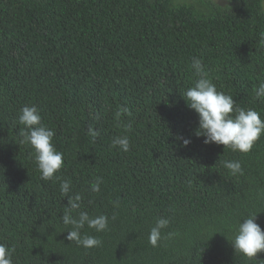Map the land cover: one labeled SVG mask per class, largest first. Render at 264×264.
I'll return each instance as SVG.
<instances>
[{"label":"trees","instance_id":"16d2710c","mask_svg":"<svg viewBox=\"0 0 264 264\" xmlns=\"http://www.w3.org/2000/svg\"><path fill=\"white\" fill-rule=\"evenodd\" d=\"M197 2L0 0V244L14 249L12 264H264V251L249 259L231 244L251 216L264 230V134L247 153L205 144L181 95L198 79L191 63L199 58L234 109L264 120L255 96L264 0ZM24 106L38 109L63 153L48 181L21 143ZM121 107L131 114L117 119ZM119 136L127 152L113 146ZM226 161H239L242 173ZM63 180L70 196L81 195L74 217H108L102 232L81 230L98 247L66 239ZM160 218L169 224L153 247Z\"/></svg>","mask_w":264,"mask_h":264},{"label":"clouds","instance_id":"9594fccd","mask_svg":"<svg viewBox=\"0 0 264 264\" xmlns=\"http://www.w3.org/2000/svg\"><path fill=\"white\" fill-rule=\"evenodd\" d=\"M264 42V37H262ZM191 67L198 79L193 87L188 88L181 95L187 106L198 114V127L195 130L197 136L204 137V143H215L228 147L232 151L247 153L252 149L255 141L264 134V120L260 113L254 109L235 108V101L231 95L217 91L216 86L208 77L205 68L199 58H193ZM258 99L264 98V81L260 82L255 89ZM235 111V115L232 113ZM130 115L126 107H121L115 116L119 119L122 115ZM19 123L24 126L21 131V143L29 144L34 150V159L41 179L48 181L57 173L64 161L63 153L56 150L52 139L54 131L41 123V116L35 106H24L20 110ZM89 134L96 137L98 132L89 127ZM183 144L187 146L190 139L182 138ZM114 147L118 146L122 151L129 150V139L127 136H119L113 139ZM224 166L230 170L232 175L242 173L239 161H226ZM57 179H59L57 177ZM100 179L92 185V191H99ZM61 194L68 198L69 209L65 211L62 221L65 226H71L67 231L66 239L75 241L78 246L86 249L98 247L101 241L90 235L81 234V230L87 226L96 232H102L108 227V217L99 215L90 217L87 212H80L74 217L72 210L81 207V195L70 196V182L63 180L60 183ZM169 220L160 218L149 233V243L156 247L161 239V229L166 228ZM169 237L173 234L169 233ZM235 252L252 259L264 251V230L255 222V216H251L239 223L236 235L231 241ZM14 249L0 244V264H12V252Z\"/></svg>","mask_w":264,"mask_h":264},{"label":"rangeland","instance_id":"374dc122","mask_svg":"<svg viewBox=\"0 0 264 264\" xmlns=\"http://www.w3.org/2000/svg\"><path fill=\"white\" fill-rule=\"evenodd\" d=\"M212 1H214V2H216V3H219V4H224V3H226L227 2V0H212ZM173 2H175V3H182V2H190V3H196V7H200V3L199 2H197V0H173ZM263 8H264V2H263Z\"/></svg>","mask_w":264,"mask_h":264}]
</instances>
